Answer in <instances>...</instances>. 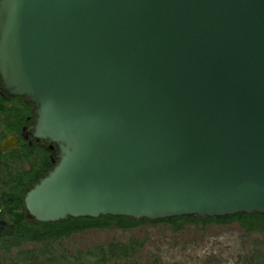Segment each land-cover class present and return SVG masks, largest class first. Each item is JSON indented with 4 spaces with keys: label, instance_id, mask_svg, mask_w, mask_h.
I'll use <instances>...</instances> for the list:
<instances>
[{
    "label": "water",
    "instance_id": "water-1",
    "mask_svg": "<svg viewBox=\"0 0 264 264\" xmlns=\"http://www.w3.org/2000/svg\"><path fill=\"white\" fill-rule=\"evenodd\" d=\"M0 76L58 150L36 223L264 216V0H0Z\"/></svg>",
    "mask_w": 264,
    "mask_h": 264
},
{
    "label": "rangeland",
    "instance_id": "rangeland-1",
    "mask_svg": "<svg viewBox=\"0 0 264 264\" xmlns=\"http://www.w3.org/2000/svg\"><path fill=\"white\" fill-rule=\"evenodd\" d=\"M177 225L181 227L178 230L168 223H142L122 229L110 223L107 228L72 231L68 236L38 241L10 237L0 242V263L16 260L17 264H31L25 260L32 259L33 264H42L46 254L82 257L96 248L107 252L108 246L113 264H171L187 259L192 264H264L262 228L247 231L236 221Z\"/></svg>",
    "mask_w": 264,
    "mask_h": 264
},
{
    "label": "flooded vegetation",
    "instance_id": "flooded-vegetation-1",
    "mask_svg": "<svg viewBox=\"0 0 264 264\" xmlns=\"http://www.w3.org/2000/svg\"><path fill=\"white\" fill-rule=\"evenodd\" d=\"M35 120L34 107L26 98L7 94L0 76V230L15 233L21 228H38L39 225H44L36 223L28 215L23 198L57 162L58 150L53 144L32 138ZM25 165L27 169L24 168ZM23 180V195L18 205L14 191L20 185L18 182ZM10 203L14 205L9 206ZM66 221L45 225H64ZM102 250L96 248L94 253L82 257L46 254L42 257V264H113L109 247L107 246V252H101ZM32 261L25 260L33 264ZM15 262L16 260L12 264H17ZM171 264H192V261L187 259L185 263Z\"/></svg>",
    "mask_w": 264,
    "mask_h": 264
},
{
    "label": "trees",
    "instance_id": "trees-1",
    "mask_svg": "<svg viewBox=\"0 0 264 264\" xmlns=\"http://www.w3.org/2000/svg\"><path fill=\"white\" fill-rule=\"evenodd\" d=\"M21 181L18 182L21 186ZM22 187H16L15 195L18 199V205L20 203V198L23 195ZM9 206H13V203L8 204ZM227 221H236L240 222L241 225L247 231H257V228L264 229V216L260 215H237L234 217H226V218H213V219H196L194 217H181L175 219L164 220L156 223L148 222V221H140L135 222L130 219L125 218H113V217H106V218H99L96 220L90 219H79V220H72L68 219L64 225H39L38 228H21L13 233L11 230H0V242L3 239L10 238V237H18L21 240H30V241H38L45 238H57L63 235L68 236L72 231H78L83 229H94V228H107L110 226V223H113L114 226H118L122 229H127L129 227L141 225L142 223H148L151 225H155L157 223H168L171 226H175L176 230L180 229V225L177 223H194V222H205V223H225ZM4 234H3V233ZM14 234V235H13ZM124 247V246H123ZM125 250H122L124 253ZM1 264V263H0Z\"/></svg>",
    "mask_w": 264,
    "mask_h": 264
}]
</instances>
